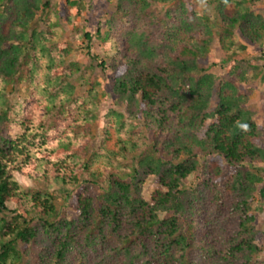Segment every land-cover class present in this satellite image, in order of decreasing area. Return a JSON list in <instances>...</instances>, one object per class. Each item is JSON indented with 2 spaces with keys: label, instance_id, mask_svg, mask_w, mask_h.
Wrapping results in <instances>:
<instances>
[{
  "label": "trees",
  "instance_id": "obj_1",
  "mask_svg": "<svg viewBox=\"0 0 264 264\" xmlns=\"http://www.w3.org/2000/svg\"><path fill=\"white\" fill-rule=\"evenodd\" d=\"M17 1L0 0V25ZM153 1L168 6L153 14ZM198 1L212 13L198 16L191 0H119L95 33L103 58L91 51L95 36L70 25L87 43L85 64L68 61L73 44L63 42L50 0L20 8L17 38L0 32V264H259L250 188L264 158L260 128L241 107L245 86L263 74L264 54L245 57L248 45L264 44V18L252 11L261 0ZM214 38L225 70L216 87L198 64ZM98 70L114 75L132 122L120 124L117 152L106 149L112 124L99 142L93 133ZM19 86L35 105L27 115L7 100V88ZM214 89L217 106L206 114ZM103 152L111 157L100 165ZM16 174L43 187L25 192ZM149 176L161 190L147 199ZM259 194L264 202V187Z\"/></svg>",
  "mask_w": 264,
  "mask_h": 264
},
{
  "label": "rangeland",
  "instance_id": "obj_2",
  "mask_svg": "<svg viewBox=\"0 0 264 264\" xmlns=\"http://www.w3.org/2000/svg\"><path fill=\"white\" fill-rule=\"evenodd\" d=\"M40 1L44 0H19L15 3V7L11 8L8 17L5 18V20L2 21L0 25V32L4 36L8 37H18V31L20 29L16 30V27L14 28L12 25V22L17 20H21V13L20 8L26 9L27 6L32 3L35 5H38ZM52 4V9L57 11L59 13V16L61 18V25L64 30L63 34V42H70L73 44L72 52L68 58V61H78L83 64L87 63L89 60L86 56V45L87 43L84 42V45H82L83 39L81 40L79 38L75 39V34L71 30V26L73 25L76 29H84L88 31L89 33L93 34L95 37L92 41L91 51L93 53H98L100 57H104L103 52V46L101 44V41L98 36L95 35L97 28H101V30H106V25L102 23L105 19H109L111 14L114 13L115 7L118 4L119 0H76L81 3V8L79 7H70L65 4L66 0H50ZM176 1V0H175ZM191 4L194 5L196 14L198 16H202L203 14H211L212 11H210L209 7L199 2L198 0H191ZM168 5L163 6L162 3L159 2H151L150 3V12L155 14L156 11H161L163 8H166ZM39 7V6H38ZM234 11V5L228 4L226 7L225 12L227 14L232 13ZM254 15H260L264 18V0H261V2L252 10ZM38 18V15H34L32 20H30V24L34 23L36 19ZM27 19H30L29 16H25V22H27ZM129 29H133L136 31L137 27L135 24H130ZM42 29V26H40L39 30ZM135 31L133 32L134 40L135 39ZM19 36L24 38L27 37V35H22L19 32ZM77 37V34H76ZM236 39L240 40L238 33L236 34ZM241 41V40H240ZM15 45L14 40H11L10 42L1 43V49H7L9 45ZM151 48H154V51L158 52H165L166 49H160L158 45H151ZM210 47H211V53L204 59L200 60L198 64L204 68H207V74L208 79L213 80L215 83V87L218 85V80L222 76L225 75V70L221 67L220 64V51L218 48V44L216 42V39H212L210 41ZM264 54V44L259 46H250L248 45V50L245 53L246 59H250L253 57L261 56ZM157 55V54H156ZM260 66L263 69V74L261 75V78L249 85L245 86L244 91H251V94L249 98L245 101L242 105L243 112L252 120L255 122V124L260 128V139H259V149L262 151V156L264 158V57L262 58V61L260 62ZM97 73L94 78L96 81L99 82V87L97 88V91L100 96V105H99V114L98 119L95 122L93 126V133L95 136V140L97 142L100 141L103 129L106 127L107 122L113 125L112 129L110 130V136L108 138V141L106 142V149L107 151L111 152H117L119 148V139L126 137L124 127H130L132 124L131 121H129L128 117L126 116V108H125V100L119 98L114 90V80L115 77L112 74L111 71L106 70L105 72ZM7 100L8 103L11 106H17L15 108V111L17 113L25 114L32 109L35 108V105L31 101H27L28 94L26 91L25 86H19L17 88L8 87L7 88ZM84 92H80L79 95H83ZM218 102L217 97V91L216 89L213 90L212 94L210 95V98L205 104L204 111L206 114L213 113L216 109ZM38 115L40 116L42 114L41 110L38 109ZM122 121L125 123L124 127H121L120 124H122ZM105 153L103 157L97 161L98 164H102L103 162L106 164L109 162V158L111 155ZM102 153V154H103ZM150 159V158H147ZM147 164H151L149 160H146ZM262 167H264V164H262ZM236 171H231L230 175L235 173ZM258 177L261 179L259 182H257ZM16 180L20 184L23 191L30 193V190L37 189L39 187H43V184H37L32 178H29L28 176H23L21 174L15 175ZM195 180V176H190L184 181V185H190L192 181ZM264 187V174L259 173L256 178H254V183L252 184V187L250 188V195L253 198L254 202L252 206L255 209L254 217H255V226L256 231L258 232V237L256 239V244L258 246H262L264 242V236L261 235L262 231L264 230V202L259 201L260 189ZM53 188V187H52ZM56 189L60 188L59 186H55ZM51 189V188H50ZM161 190L160 185L158 183V178L155 176H149L146 178L143 187H142V194L145 198L149 199L152 194H154L156 191ZM80 193L83 192V188H80ZM70 218H76L78 216L77 213H74L70 211L69 213ZM164 217H169V213H162L161 214ZM235 223L233 221H230V228H234ZM28 254L31 255L32 252L28 251ZM257 261L259 264H264V253H262L258 258Z\"/></svg>",
  "mask_w": 264,
  "mask_h": 264
}]
</instances>
